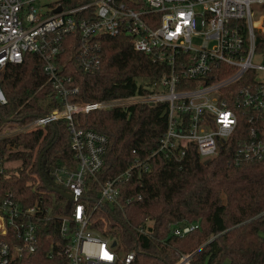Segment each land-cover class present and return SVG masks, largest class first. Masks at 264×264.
Instances as JSON below:
<instances>
[{
    "label": "built area",
    "instance_id": "obj_1",
    "mask_svg": "<svg viewBox=\"0 0 264 264\" xmlns=\"http://www.w3.org/2000/svg\"><path fill=\"white\" fill-rule=\"evenodd\" d=\"M42 1L0 0V72L8 64L23 63L27 53L37 54L62 107L22 127L0 123V139L66 119L77 166L55 168L51 180L74 198H68V213L55 214L43 201L24 205L14 193L0 196V264H25L30 259L47 264L35 256L45 240L54 264H132L136 252L121 253L116 238L95 227L93 215L106 204L123 210L122 185L150 172L155 154L178 162L192 145L206 161L227 144L236 163L264 162V0ZM255 2L262 5L257 19ZM121 32L129 35L136 51L164 65V72L154 80L141 78L143 92L130 96L88 103L71 100L80 86L73 85V77L58 61L65 37L78 36L76 60L85 71H94L101 65L98 36ZM256 57L260 63L254 62ZM6 103L0 83V104ZM138 104L167 105V125L158 148L101 180L108 136L78 126L75 115L128 110ZM9 162L0 158V175L12 173ZM151 227L148 223L136 230L149 236ZM198 227L199 222L173 225L171 235L182 237ZM190 258L191 254H181L176 264H189Z\"/></svg>",
    "mask_w": 264,
    "mask_h": 264
},
{
    "label": "trees",
    "instance_id": "obj_2",
    "mask_svg": "<svg viewBox=\"0 0 264 264\" xmlns=\"http://www.w3.org/2000/svg\"><path fill=\"white\" fill-rule=\"evenodd\" d=\"M96 42L100 43L101 65L94 71H85L77 62L80 42L75 34L65 37L64 50L58 56L64 71L73 77V85L80 86L71 97L75 102L143 92L138 79L154 80L165 70L164 65L136 51L124 32L102 34ZM0 83L7 97V103L0 104L1 126L22 127L62 107L37 54L27 53L21 64H8L0 72ZM166 107L138 104L128 110L75 115L78 126L108 136L101 180L116 176L137 156L150 155L158 148L167 125ZM1 157L19 161L20 166L16 172L0 175V196L11 192L24 205L43 201L55 214L70 211L71 200L50 181L55 168L77 166L66 119L0 139ZM206 161L192 145L178 162L155 154L150 172L122 185L124 209L106 204L93 215L95 227L115 237L121 253L134 250L132 264H176L181 254H191L189 264H264V162L236 163L227 144ZM193 222H199V227L182 237L171 235L173 225ZM148 223L152 224L151 235L136 230ZM48 250L45 240L36 261L54 264ZM30 260L25 264L37 263Z\"/></svg>",
    "mask_w": 264,
    "mask_h": 264
},
{
    "label": "rangeland",
    "instance_id": "obj_3",
    "mask_svg": "<svg viewBox=\"0 0 264 264\" xmlns=\"http://www.w3.org/2000/svg\"><path fill=\"white\" fill-rule=\"evenodd\" d=\"M51 1H54V0H43L41 2V4H48ZM46 7H49V6L47 5ZM252 9H253V12H254V19H257L258 18V12L261 11L262 5L260 3H256L255 2V3L252 4ZM194 44H196L197 46H199L200 45V41L194 40ZM254 62L260 63L261 62V59L258 58V57H256L254 59ZM141 78H143V77H140L138 80L140 81ZM5 128H8V127H5ZM15 133H16V131H13V132H10L9 135L12 137V136H15L16 135ZM13 134H15V135H13ZM8 165H9V167H11V169H12L13 172H16V169L20 166V162L19 161H11V162H9ZM55 194H56V192L53 191V194H52L53 198L56 197ZM225 264H228V262L225 263Z\"/></svg>",
    "mask_w": 264,
    "mask_h": 264
},
{
    "label": "water",
    "instance_id": "obj_4",
    "mask_svg": "<svg viewBox=\"0 0 264 264\" xmlns=\"http://www.w3.org/2000/svg\"><path fill=\"white\" fill-rule=\"evenodd\" d=\"M62 7H59L57 10L59 11ZM207 162V161H206ZM50 181L52 182V180L50 179ZM64 196H66L67 198L73 199L74 196L71 195L70 193H63ZM114 244H116V241H114Z\"/></svg>",
    "mask_w": 264,
    "mask_h": 264
},
{
    "label": "bare ground",
    "instance_id": "obj_5",
    "mask_svg": "<svg viewBox=\"0 0 264 264\" xmlns=\"http://www.w3.org/2000/svg\"><path fill=\"white\" fill-rule=\"evenodd\" d=\"M256 23H257V25H259L261 22L260 21H257Z\"/></svg>",
    "mask_w": 264,
    "mask_h": 264
}]
</instances>
